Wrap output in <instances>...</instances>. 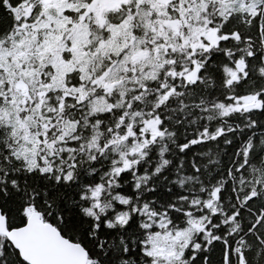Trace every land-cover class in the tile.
Masks as SVG:
<instances>
[{
  "label": "snow or ice",
  "instance_id": "obj_1",
  "mask_svg": "<svg viewBox=\"0 0 264 264\" xmlns=\"http://www.w3.org/2000/svg\"><path fill=\"white\" fill-rule=\"evenodd\" d=\"M0 264H264V0H0Z\"/></svg>",
  "mask_w": 264,
  "mask_h": 264
}]
</instances>
